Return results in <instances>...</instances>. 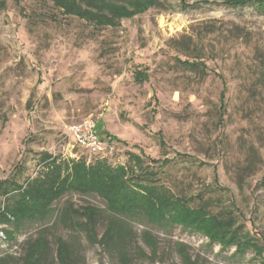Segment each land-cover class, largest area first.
Wrapping results in <instances>:
<instances>
[{
    "label": "rangeland",
    "instance_id": "374dc122",
    "mask_svg": "<svg viewBox=\"0 0 264 264\" xmlns=\"http://www.w3.org/2000/svg\"><path fill=\"white\" fill-rule=\"evenodd\" d=\"M241 1L0 0V258L23 264L44 230L50 264L59 237L74 264H121L60 221L92 205L107 228L104 199L63 192L85 161L124 171L132 264H264V12ZM87 118L106 154L70 133Z\"/></svg>",
    "mask_w": 264,
    "mask_h": 264
},
{
    "label": "trees",
    "instance_id": "16d2710c",
    "mask_svg": "<svg viewBox=\"0 0 264 264\" xmlns=\"http://www.w3.org/2000/svg\"><path fill=\"white\" fill-rule=\"evenodd\" d=\"M251 1L253 0L241 1L239 3L232 4V6L245 4L247 2L249 3ZM255 1L259 3L261 10L264 12V0ZM181 62V64H183L186 68H190L195 71L198 70L197 65L203 66L205 64L203 61L194 62L185 60ZM148 76L149 75L146 71L137 70L135 72V77L138 81H145L147 80ZM226 90L227 85L225 84L224 90L220 96V123H223L225 116L227 115ZM140 151L146 155L143 150ZM170 162V160H165L163 165L167 166ZM161 168L159 170H153L152 172L147 173L149 175H145V177H143L144 180H147L149 183L150 179L148 177L152 175L157 177L161 172H164V170L161 171ZM115 170H112L108 167L97 169L94 166H87L85 161H81L77 163L75 177L69 181L63 180V192L65 193L68 191H74L83 195L97 194L105 200L107 206L106 210L111 216L107 228L100 238L96 227L98 220L103 213V210L100 208H96L92 205L79 207L88 213L86 214L85 220L76 221V213L77 217H84L85 213H80L78 209L76 210L73 208V204H69L63 208L60 221H62V223L65 225H68V227L85 231L87 239L91 244L99 243L103 247V250L115 253L120 261L119 263L132 264L131 248L135 241V230L133 229L131 219L135 216H132L131 210L135 204L132 203V200H130L127 195L128 192L126 191V184L124 179H122L124 178V171L120 168ZM151 182L153 183V181ZM144 188L147 190L149 189L148 186ZM149 200L151 199L149 198ZM191 200H194L193 197H191ZM156 202L157 200L155 199V203ZM202 204V206L197 208L198 211H205L208 214H212L215 219L220 216V214L209 211L204 202ZM144 217H146V219L152 223H154L157 219L152 214L145 215ZM185 218L188 219L190 217L186 216ZM24 219H26V217H23L22 220ZM76 224L77 227L75 226ZM56 242L58 245L57 259L59 264H74L73 251L69 243L61 237L56 238ZM136 254H140L139 247L136 249ZM48 256L49 242L46 238L45 231L42 230L39 232L37 239L29 243L27 253L23 259V264H50L51 260H49ZM0 264H9L8 258H0Z\"/></svg>",
    "mask_w": 264,
    "mask_h": 264
},
{
    "label": "built area",
    "instance_id": "2783aa9c",
    "mask_svg": "<svg viewBox=\"0 0 264 264\" xmlns=\"http://www.w3.org/2000/svg\"><path fill=\"white\" fill-rule=\"evenodd\" d=\"M70 133L76 143L92 155L106 154L109 147L108 141L97 131V123L92 118H87L70 126Z\"/></svg>",
    "mask_w": 264,
    "mask_h": 264
}]
</instances>
